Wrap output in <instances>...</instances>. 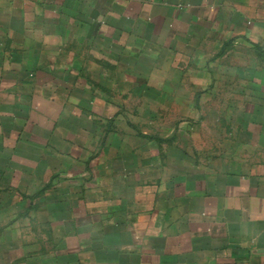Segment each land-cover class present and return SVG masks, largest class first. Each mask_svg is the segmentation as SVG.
<instances>
[{
	"label": "crops",
	"instance_id": "crops-1",
	"mask_svg": "<svg viewBox=\"0 0 264 264\" xmlns=\"http://www.w3.org/2000/svg\"><path fill=\"white\" fill-rule=\"evenodd\" d=\"M0 264H264V0H0Z\"/></svg>",
	"mask_w": 264,
	"mask_h": 264
}]
</instances>
